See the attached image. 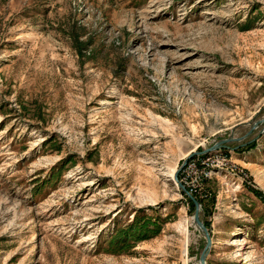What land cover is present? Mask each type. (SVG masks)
<instances>
[{
	"label": "rangeland",
	"instance_id": "1",
	"mask_svg": "<svg viewBox=\"0 0 264 264\" xmlns=\"http://www.w3.org/2000/svg\"><path fill=\"white\" fill-rule=\"evenodd\" d=\"M263 118L264 0H0V264H200L171 175L248 132L194 198L205 264H264Z\"/></svg>",
	"mask_w": 264,
	"mask_h": 264
},
{
	"label": "built area",
	"instance_id": "2",
	"mask_svg": "<svg viewBox=\"0 0 264 264\" xmlns=\"http://www.w3.org/2000/svg\"><path fill=\"white\" fill-rule=\"evenodd\" d=\"M236 169L229 153L212 151L189 158L181 168L178 179L193 197L206 198V182L216 174L230 175Z\"/></svg>",
	"mask_w": 264,
	"mask_h": 264
},
{
	"label": "water",
	"instance_id": "3",
	"mask_svg": "<svg viewBox=\"0 0 264 264\" xmlns=\"http://www.w3.org/2000/svg\"><path fill=\"white\" fill-rule=\"evenodd\" d=\"M264 122V118L259 121V122H256L253 127L251 128V131L256 127V125H258L259 123H262ZM250 135V132H248L245 136L241 137V138H238V139H234V138H229V139H226V140H222V141H219L217 143H215L213 146L203 150L202 152H193L192 154H190L182 163L181 167L175 171L174 175H173V182L177 185V188L184 193V195L193 203L194 205V215H193V222L196 226V228L201 232L203 233V236L205 238V246H204V249L200 255V264H205V259L207 257V255L209 254L210 252V249L212 247V239L210 237V234L207 230V228L205 227V225L200 221V218H199V209H200V204L199 202L188 192L186 191V189L184 188V186L180 183L179 179H178V174L181 170V168L184 166V164L186 163V161L195 156V155H199V154H205V153H208V152H212V151H216L218 149H222V148H227V144L228 143H232V142H237V141H242L244 140L245 138H247L248 136Z\"/></svg>",
	"mask_w": 264,
	"mask_h": 264
},
{
	"label": "trees",
	"instance_id": "4",
	"mask_svg": "<svg viewBox=\"0 0 264 264\" xmlns=\"http://www.w3.org/2000/svg\"><path fill=\"white\" fill-rule=\"evenodd\" d=\"M72 39L74 40L75 43H77L79 45L78 53H79V56H81L82 51L85 49V43L78 41L77 36H72ZM188 202L191 206L193 205V203L189 199H188ZM139 222L140 221L138 220V218H136L134 222H130V223L126 224L125 226H123L122 228L116 229L115 232L110 237L111 238L110 245L112 244V242L115 241V239L120 240L123 238V240H122L123 245H125L124 243H126V241L128 239H133L132 240L133 242H136V240L144 239V237L147 236V233L152 231V230L145 227L147 224H150V223L148 221H145V222L143 221L139 225Z\"/></svg>",
	"mask_w": 264,
	"mask_h": 264
},
{
	"label": "bare ground",
	"instance_id": "5",
	"mask_svg": "<svg viewBox=\"0 0 264 264\" xmlns=\"http://www.w3.org/2000/svg\"><path fill=\"white\" fill-rule=\"evenodd\" d=\"M175 173V172H174ZM173 174V173H172ZM174 175V174H173ZM173 175H171L172 176V179H173ZM173 181V180H172Z\"/></svg>",
	"mask_w": 264,
	"mask_h": 264
}]
</instances>
